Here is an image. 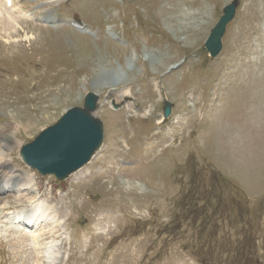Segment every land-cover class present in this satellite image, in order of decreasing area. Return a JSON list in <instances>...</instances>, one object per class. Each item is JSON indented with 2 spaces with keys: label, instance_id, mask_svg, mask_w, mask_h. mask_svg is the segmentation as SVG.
Listing matches in <instances>:
<instances>
[{
  "label": "rangeland",
  "instance_id": "1",
  "mask_svg": "<svg viewBox=\"0 0 264 264\" xmlns=\"http://www.w3.org/2000/svg\"><path fill=\"white\" fill-rule=\"evenodd\" d=\"M231 1L0 0L16 26L0 32V264H264V0H239L216 57L203 47ZM87 92L101 146L77 178L39 175L20 148ZM35 186L60 230L16 219Z\"/></svg>",
  "mask_w": 264,
  "mask_h": 264
},
{
  "label": "water",
  "instance_id": "2",
  "mask_svg": "<svg viewBox=\"0 0 264 264\" xmlns=\"http://www.w3.org/2000/svg\"><path fill=\"white\" fill-rule=\"evenodd\" d=\"M239 0H232L222 9V15L204 41V50L215 57L222 48L226 25L233 19ZM98 95L87 92L82 107H71L56 123L43 129L31 142L20 148L21 159L41 175L54 174L66 178L86 164L99 148L103 125L93 116L98 107ZM171 104L164 103L163 116L168 117Z\"/></svg>",
  "mask_w": 264,
  "mask_h": 264
},
{
  "label": "bare ground",
  "instance_id": "3",
  "mask_svg": "<svg viewBox=\"0 0 264 264\" xmlns=\"http://www.w3.org/2000/svg\"><path fill=\"white\" fill-rule=\"evenodd\" d=\"M5 15H4V18H2L3 17V14H2V16L0 18V32L3 33L5 36L10 37V36H12L13 33L16 32V29H15L16 26H15L14 22L11 21V20H8L5 17ZM11 15H12L11 18H14V21H15V17L16 16L13 15V14H11ZM16 25H18V24H16ZM174 67H175V65H172L171 66V68H174ZM1 155H0V158H1ZM85 168L86 167L79 168L77 171H75L74 173H72V177L77 178L78 176L83 175V173L85 172V170H84ZM4 172H5V170H4ZM7 178L6 179L5 178L2 179V182H0V186H3V183H5V181L7 180ZM34 184L36 185V181H35L34 175H26V176H23L22 178H20L19 180H13V182L11 184V188L14 191V193H17L20 190H22V191L26 190V192H29L27 190V188H28L27 186L34 185ZM32 193H35L36 194L35 198H33V197H27L26 195H22V194L21 195L20 194H16V196H15L16 201L14 200V202H16V204L19 207H22L21 204L23 202H24V204H28V205H26L28 209H25L24 207L23 208H20V209H17L18 207H12L14 209V214L16 215V219L18 221H24V223L27 225V227L28 226H33V222L34 221H44L45 222L47 220V221L50 222L51 232L54 231V230H57V231L60 230L59 228L62 226L63 222H62V219H61V216H60V213H59V210H58L56 204L48 203L44 199V197L39 196L38 195L39 193H38L37 187H36V191L35 192H32ZM8 204H9V202L8 201H5V202L1 203L0 206L2 208H6L8 206ZM13 220H14V218H13ZM14 221H16V220H14ZM47 230H49V229H47ZM48 232L50 233V231H48ZM31 241L34 244H36L37 241H38V237L36 235L31 236ZM53 244H55V243H53ZM33 246L35 247V245H31V248ZM51 246H49L50 247L49 249L46 248V249H44L42 251H39V252L42 253L41 255H44L46 253L45 258L48 257L51 262L57 263L56 261H58L59 260V256H61V255H59L60 248L59 249L58 248L56 249V248L51 247ZM42 258L43 257L41 256V259ZM47 264H48V262H47Z\"/></svg>",
  "mask_w": 264,
  "mask_h": 264
}]
</instances>
